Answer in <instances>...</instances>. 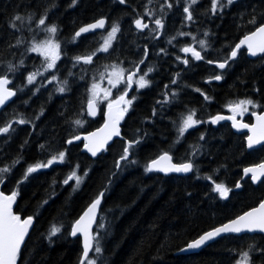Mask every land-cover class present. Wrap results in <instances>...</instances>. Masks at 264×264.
<instances>
[{
    "label": "trees",
    "instance_id": "1",
    "mask_svg": "<svg viewBox=\"0 0 264 264\" xmlns=\"http://www.w3.org/2000/svg\"><path fill=\"white\" fill-rule=\"evenodd\" d=\"M168 2L171 8L165 0H126L124 4L119 0H0V77L7 75L17 93L0 114V128L11 124L7 133H0V167L10 168L2 174L0 190L6 195L16 191L14 214L35 220L17 264H80L82 240L70 233L100 193L105 195L93 245L98 243L101 251L96 253L93 247L89 256L96 264H240L250 246L251 264H264V235L259 234L230 235L198 254L177 255L207 231L264 201V179L254 184L243 176L244 169L264 162V146L248 151L244 138L229 124L211 123L241 100H252L264 110V56L251 60L245 50L236 60L230 56L241 39L264 24V0H234L215 14L212 0H198L190 7L191 21L183 11L191 0ZM157 12L165 25L162 31L154 25L145 31L135 27L136 19L148 21ZM16 15L23 20L13 28ZM41 17H46L45 26L38 27ZM100 19L107 20L104 32L75 36L81 27ZM114 24L120 31L113 44L107 52L99 51ZM51 25L57 28L54 37L60 60L53 70L45 71V58L29 49L50 38L45 27ZM200 40L206 42L204 48ZM184 47L199 51L203 59L195 60L182 51ZM93 53L90 65L75 60ZM175 57L188 60L187 65L181 63L176 79ZM225 61V70L214 65ZM9 64L14 71L8 70ZM111 65L122 66L127 74L138 65L151 68L154 86L140 95L122 137L93 160L82 152V142L69 145L68 141L103 124L104 107L92 120L87 102L93 82L103 79ZM30 73H37L32 84L27 81ZM216 75L223 76L221 83L205 85ZM170 76L172 81L166 79ZM178 77L181 95L176 97L172 93ZM164 83L174 85L168 89L172 93H167L166 103ZM62 85L64 92L58 90ZM179 106L183 116L194 111L204 125L176 142L167 128L174 122L171 112ZM76 120L82 123L77 125ZM135 140L140 142L130 149L129 159L136 163L123 161L118 169L123 149ZM171 140L175 143L170 144ZM60 152L65 153L64 162L25 179L28 167L46 163ZM164 153L176 164L191 162V175L146 172L145 167ZM73 171L83 178L78 187L75 179L64 183ZM214 183L231 189L226 199L213 191ZM53 225L60 232L49 239Z\"/></svg>",
    "mask_w": 264,
    "mask_h": 264
},
{
    "label": "snow or ice",
    "instance_id": "2",
    "mask_svg": "<svg viewBox=\"0 0 264 264\" xmlns=\"http://www.w3.org/2000/svg\"><path fill=\"white\" fill-rule=\"evenodd\" d=\"M75 3V0H73ZM121 4L126 3V0H119ZM198 2V0H191V4L188 6H185L183 8L184 13L187 14L186 19L191 21L193 19L192 13L190 11L191 5H195ZM165 3L167 7L171 8L172 4L168 3L167 0H165ZM234 3V0H226V4L222 3L221 0H212L211 4V10L213 14L216 13L218 9H223L226 5H231ZM147 14V13H146ZM23 17L20 15H16L14 18V21L12 22L11 26L13 28H16V22L22 21ZM46 17H41L38 21V27L39 26H45ZM135 27L139 30H143L144 28H147L148 25L142 21V19H136L134 21ZM155 25L157 26V29H162L164 27L161 19H156L154 21ZM251 23H255V18L251 21ZM105 24V21L103 19L97 21L96 23L87 25L85 27L80 28L78 32L75 33L76 37H79L81 33L88 32L89 30L103 27ZM45 31L51 34H55L57 32V28L55 25L46 26ZM120 31L119 25L114 24L111 28V31L108 33L107 39H105L104 44L99 49V51L107 52L109 47L111 46V41L115 38L116 34ZM180 35H185L184 33H180ZM207 35V33H205ZM174 39V38H173ZM195 39V37H193ZM20 41H17V44H19ZM171 43V41H169ZM205 41L200 40L199 44L201 48L205 47ZM247 45L248 51L250 55H256L257 52H264V24H261L257 27L256 31H254L251 35L245 36L244 40H242L239 44L235 46V48L231 51L230 56L231 58H235L237 56V53L241 46ZM59 48L58 44H53L51 40H46L41 44L33 43L32 47L29 49L32 52H38L41 55L45 57V60L47 61L45 71L49 69H53L55 67L56 61L59 59L58 51H56ZM184 53H191L192 57L195 60H201L203 59L201 53L197 50H195L192 47H184L182 49ZM93 55L95 53L81 57L77 56L75 57V60L79 62H83L86 64L92 63ZM146 55V53H145ZM185 65L188 64V60L184 59L181 61ZM140 63H143V60L140 61ZM208 63H213V61H208ZM21 64H23V61H21ZM227 65V61L218 63L217 67L220 69H224ZM112 73L111 75L116 76V81L109 79V84H111L113 87H116V85L121 82V80H124L125 83V90L123 93L118 97V99L114 102L115 104L119 105L123 103L125 107L118 109L117 111H113V103H109L108 105V119L110 123L105 124V129H108L107 133L100 137L99 139L94 140L91 144H86L85 147L92 153L93 156L97 154V152L100 150V148L103 147V145L107 142L108 139L111 138L112 135H119V129L116 127V125L119 123L120 119H122L123 114L128 110L127 106H130L132 104V99H126L127 96V89L132 86L133 83L137 85L138 89H143L147 86H149L150 81H148L145 77L147 76V72L143 75H140L138 79L134 80V77H136L137 72H139V66H137L135 71H132L125 77V72L127 70L118 68L117 65H111ZM9 71H14L15 67L11 64L8 66ZM152 69L149 68L148 72H151ZM37 73H30L27 76V81L29 84H32L35 81ZM56 77L53 76L52 80H55ZM215 80L219 81L222 79L221 75H216L214 77ZM52 80H49V83L52 82ZM10 83L7 75H4L0 77V106H3L4 103L15 95V92L12 90H9L7 88V85ZM67 81L64 82L66 84ZM175 83V81H173ZM99 88V85L95 82H93L91 87L92 92V98H90L87 102V110L89 115H95V108H96V98L98 96L97 89ZM60 92L65 91V87L62 85L58 89ZM196 91H200L199 89H196ZM105 98L109 95V90L104 89ZM203 95V93H201ZM174 96L175 93H172ZM208 97H205L207 99ZM134 99V98H133ZM167 102V98L164 101ZM244 105H252L253 107H256V105L253 103L252 100H241L236 105H229V109L231 111H235L236 108H239ZM195 112H191L187 115L186 118L183 119L181 126L179 127V133L181 136H183L184 132L187 131L189 128L195 126L199 123L198 120L194 119ZM222 119H233L232 117H223V116H216L212 119V123H216L218 120ZM258 123L250 129L253 132L252 136L248 137V146L252 147L253 144L259 143L261 139H264V115L257 116ZM17 123L23 124L25 123L24 120H19ZM75 124L80 125L82 122L80 120L74 121ZM233 126H236L235 121H233ZM11 127V124L6 125L5 127L0 128V133H7ZM243 127L247 128L248 125H243ZM105 129H101V132H104ZM97 133H92L91 137H97ZM75 139H80L79 136L75 137ZM85 139H89V137H85ZM201 139H203V136H201ZM140 141H129L127 143V146L123 149V154L120 156L119 160L116 162V167L119 169L121 166V162L128 161L129 163H136L135 160H130L129 157L131 155L130 149L134 147L135 144H138ZM68 143H72V140H69ZM43 147V146H41ZM65 153L60 152L58 156H53L50 160H48L46 163H37L34 166H30L27 169V172L25 174V179H27V175L31 174L35 171H37L40 168L48 167L54 162H63ZM172 157L168 153H164L160 155L157 159H154L151 161L150 164H148L145 167L146 172H152V171H158L163 172L165 174H168L170 172H176V173H188L193 170V165L191 162L188 163H182V164H173L171 163ZM163 162V163H162ZM260 169L259 175L264 176V164L257 166ZM10 171L9 167H0V183H3V173H7ZM245 174H248L249 172L253 173L252 180L253 182H256L258 179V176L256 174V169L254 168H246L244 169ZM86 176L87 173H84ZM75 179V184L78 187L80 183L82 182V177L77 175L75 171H73L65 180L64 183L68 184L69 181ZM237 187H240L239 184H237ZM75 190V189H74ZM213 191L217 192L219 196L222 199H226L228 196V193L231 191V189L225 187L223 184H216L214 183ZM18 193L16 191L12 192L11 195L5 196L3 193H0V264H17V258L20 254L21 245L24 242L25 236L28 233L29 227L32 225L33 218L27 217L25 219H21L19 215H16L12 211V205L15 203L16 197ZM103 196V193H100V196L97 197L92 204L89 206L87 211L84 213L83 216L78 219L75 224L72 227L71 235L75 237L78 233L82 234L83 236V258L80 261V264H84L85 260H87V264H94V261L89 259V252L93 250V244L94 241H96V236H94L91 233V226L93 222L95 221V210L99 206L101 202V197ZM255 232L259 231L264 233V201H261L259 206L256 208H253L251 211H248L244 213V215L239 216L237 219L232 220L228 224H224L221 227H217L211 231H208L201 235L198 239L192 241L187 245L188 249H199L204 245L206 242L211 241L215 239L216 237L220 236L222 233H241V232ZM60 232V228L53 225L50 229L49 233V239L51 237L55 236L57 233ZM252 247H249V251L243 253V264H251V257L249 253L252 251ZM94 251L96 253H99L101 251L98 243H96L94 247ZM261 251H264L262 249Z\"/></svg>",
    "mask_w": 264,
    "mask_h": 264
},
{
    "label": "water",
    "instance_id": "3",
    "mask_svg": "<svg viewBox=\"0 0 264 264\" xmlns=\"http://www.w3.org/2000/svg\"><path fill=\"white\" fill-rule=\"evenodd\" d=\"M100 20H101V19H100ZM103 20L105 21V24H104L103 27H98V28H95V29L89 30L88 32L81 33V35H80L78 38H80V37H82V36H86V35L94 34V33H102V32H104L105 29H106V26H107V20H106V19H103ZM98 21H99V20H98ZM96 22H97V21H95V22H93V23H96ZM93 23H90V24H93ZM90 24H88V25H90ZM85 26H87V25H85ZM85 26H83V27H85ZM81 28H82V27H81ZM79 30H80V29H79ZM79 30H78V31H79ZM78 31H77V32H78ZM255 31H256V30H255ZM252 33H253V32H252ZM252 33H251V34H252ZM251 34H249V35H251ZM247 36H248V35H247ZM244 38H245V37H244ZM244 38L241 39V41L244 40ZM241 41H240V42H241ZM240 42H239V43H240ZM239 43H238V44H239ZM242 50H245V51L247 52V55H248L249 59H251V60H254V59L258 58V57L264 56V52H259V51H258L257 54L254 55V56H253V55H250L246 44L243 45V46H241V48L239 49L238 53H239L240 51H242ZM238 53H237V56H236L235 58H231V59H232V60H236V59L238 58ZM92 62H93V59H92ZM79 63H80V64H84V65H90V64H92V63H90V64H86V63H83V62H79ZM217 64H218V63H216L215 65L217 66ZM218 68H219V67H218ZM225 68H226V67H225ZM225 68H224V69H225ZM220 82H222V79L219 80V81H217V80H215V79H209V80H207V81L205 82V84L220 83ZM7 88H8L9 90L14 91V92H15V95L12 96L11 98H9V99L4 103L3 106H0V114H1V112H2L4 109H6V108H7V107H8V106H9V105L15 100L16 95H17L16 91L10 87V83L7 85ZM96 99L98 100V99H99V96H97ZM97 100H96L95 115H89V114H88L89 117H90L91 119H93V120L97 119V118L99 117V115H100V108H99V106H98ZM118 109H120L119 106H114V107H113V111H114V112L117 111ZM108 111H109V110H108ZM108 111L105 112V115H104V119H105V120H104V123H103L99 128L95 129L94 131H92V132H90V133H87V134H85V135H82V136L80 137V139H74V140L72 141V143H73V142H79V141H82V142L84 143V147H83L82 152H83L84 154H86L88 157H90L91 159H93V160L97 159V158H98L99 156H101L104 152H106V151L108 150V148L114 143V141H116V140L120 137V135H121L122 121H123V119H124V114H123L122 119H120L119 123L116 125V127L119 129V135H112L111 138L108 139L107 142L103 145V147L100 148V150L97 152V154H96L95 156H93L92 153H91V152L85 147L86 144H91L94 140L99 139L100 137H103V136L107 133L108 129H105V124H106V123H110V121H109V119H108V115H107ZM87 113H88V110H87ZM260 115H264V111L261 112V113H259V114H255V115L253 116V118H254V123H253V125H248V124H246V123H244V122H241V121L237 120V119H236L235 117H233V116L218 115V116H223V117H232L233 119H222V120H218V121L215 123V125L217 126V125L220 124V123H226V122H227V123H230V124L232 125L233 130H234L237 134L248 133L249 136H252V135H253V132H252L250 129L252 128V126H254V125H256V124L258 123V121H257V116H260ZM233 121H235V123H236V126H235V127L233 126ZM245 124L248 125L249 127H247V128L243 127V125H245ZM101 129H105V131H104V132H101V131H100ZM92 133H97V134H98L97 137H91V134H92ZM249 136H248V137H249ZM85 137H89V139H85ZM72 143H70V144H72ZM262 146H264V139H261L259 143H255V144H253L252 147H249V146H248V138H247V148H248L249 151L254 150V149H258V148H260V147H262ZM150 163H151V162H150ZM162 163H163V162H162ZM171 163L176 164V163H174L173 159L171 160ZM262 164H264V162L261 163V164L255 165V166L247 167V168H254V169H256V174H257V176H258V179H257L256 182H253V180H252V175H253V173H251V172H249L248 174H245V172H244V175H243L244 178H246V179H247V178H250L254 184H259V183L264 179V176H260V175H259L260 169H259L257 166L262 165ZM152 172L160 173V174H163V175H166V176H170V175L190 176L191 173H192V171H190V172H188V173H176V172H170V173H168V174H165V173H163V172H158V171H152ZM239 185H240V184H239ZM240 188H241V185H240V187H238L237 190H240ZM0 193H3V192L0 190ZM3 194H4V193H3ZM4 195H5V196H8V195H6V194H4ZM104 195H105V193H103V196L101 197V202H100L99 206L97 207V209L95 210V221L93 222V224H92V226H91V233H92V234H93V232H94V226H95L96 220H97V218H98V216H99V213H100V209H101V205H102V202H103ZM17 200H18V197H16L15 203L12 205V211H13V213H14V208H15V206H16ZM258 206H259V205H258ZM258 206H256V207H258ZM256 207H254V208H256ZM252 209H253V208H252ZM252 209H250V210H248V211H251ZM86 211H87V210H86ZM86 211H85V212H86ZM248 211H247V212H248ZM85 212H84V213H85ZM245 213H246V212H245ZM83 215H84V214H83ZM83 215H82V216H83ZM242 215H244V214H242ZM242 215H241V216H242ZM237 218H238V217H237ZM237 218H235V219H237ZM79 219H80V218H79ZM235 219H233V220H235ZM231 221H232V220H231ZM231 221H229V222H227V223H225V224H228V223H230ZM223 225H224V224H223ZM34 226H35V220L33 219L32 225L29 227V229H28V233H27V235L25 236V239H24L23 244L21 245L20 253H21V251H22L24 245L26 244V242H27V240H28L30 234L32 233ZM221 226H222V225H220V226H218V227H221ZM216 228H217V227H216ZM214 229H215V228H214ZM212 230H213V229H212ZM209 231H211V230H209ZM207 232H208V231H207ZM245 234H259V235H264V233L259 232V231H255V232H246V231H245V232H241V233H222L220 236L216 237L215 239L206 242V243H205L204 245H202V247H200L199 249H188L187 246H186V247H184L183 249H181V250L177 253V255H185V256H186V255L198 254V253H200L203 249H205L206 247H208L209 245L215 243L217 240H219V239H221V238H223V237H227V236H230V235H245ZM77 237L81 238V240H82V245H83V236H82V234L78 233L75 237L72 236V238H77ZM198 238H199V237H198ZM198 238H197V239H198ZM93 247H94V245H93ZM92 251H93V250H91V251L89 252V256L91 255ZM19 255H20V254H19ZM18 258H19V256H18ZM18 258H17V261H18ZM86 262H87V260H85L84 264H85Z\"/></svg>",
    "mask_w": 264,
    "mask_h": 264
},
{
    "label": "flooded vegetation",
    "instance_id": "4",
    "mask_svg": "<svg viewBox=\"0 0 264 264\" xmlns=\"http://www.w3.org/2000/svg\"><path fill=\"white\" fill-rule=\"evenodd\" d=\"M167 2H168V0H167ZM169 3V2H168ZM161 12V11H160ZM161 13H166L165 11H162ZM177 22H180V19L178 18L177 19ZM163 23V22H162ZM151 24L152 23H147V25H148V27L147 28H144L142 31H145V30H147V29H150V26H151ZM163 25H164V23H163ZM165 26V25H164ZM164 28V27H163ZM163 28L162 29H157V27H156V29L160 32V31H162L163 30ZM179 29H180V25H178V27L175 29L176 31H179ZM169 60V59H168ZM182 61V58L181 57H175V59H174V63H175V66L173 67V69H174V71L176 72V74H175V79H176V77H177V75H179V71H180V67H181V62ZM171 65V64H170ZM215 65V64H214ZM118 67H119V65H117ZM139 66V72H137V75H136V77H138L139 78V76L140 75H143L144 73H146L147 72V76L145 77L148 81H150V84H149V86H147V87H145V88H143V89H139L138 90V88H137V86H134V87H132L131 88V92H132V94H131V96H130V99H132V104H131V110L129 111V112H127V113H124V119H123V121H122V128H121V135H120V137L119 138H121L122 137V134H123V126H124V124H125V122H126V120H127V117H128V115L131 113V111L135 108V106H136V104L139 102V98H140V95L143 93V92H146L147 90H150L153 86H154V83H153V80H152V78H151V76H152V71H153V69H152V71L151 72H148V69L149 68H145V67H143V65H138ZM122 69H124L122 66H120ZM136 68L137 67H134L133 69H132V71H135L136 70ZM226 68H227V65H226ZM225 68V69H226ZM218 69H220V68H218ZM225 69H220V70H225ZM131 73V72H130ZM166 79H168L169 81H172V78H171V76L169 77V78H166ZM212 79H214V78H212ZM209 80V79H208ZM222 81H223V76H222ZM204 83H205V81H204ZM221 83V82H220ZM211 84H213V83H211ZM205 85H209V84H205ZM171 86H174L172 83H168V84H166V83H164L163 84V88L165 89V95H164V99L165 98H167V93H172L171 92V90H169L168 91V89L171 87ZM175 86H176V90H175V95H176V97H179L180 95H181V85H180V81H179V77H178V79L176 80V84H175ZM134 98V99H133ZM98 106H99V104H98ZM117 106H119L120 108H123V106H124V104L123 103H121V104H119V105H117ZM100 108V107H99ZM163 108H166V107H163ZM240 109V108H239ZM238 108H236L235 109V111H231L230 109H229V107L227 108V111L225 112V113H222V114H219V115H225V116H233V117H235L237 120H239V121H241V122H244V123H246V124H248V125H253V123H254V118H253V116L255 115V114H259V113H261V112H263L264 110H260L259 108H257V110H252V111H250V112H248L247 114H244V115H241L240 114V110H239ZM100 114H101V110H100ZM100 116V115H99ZM218 116V115H217ZM138 117V115L136 116V118ZM187 117V115H185V116H183L182 115V108L179 106L178 107V109H177V107L175 108V111L173 112H171V114H170V119H173L174 120V122L173 123H171V125L167 128L170 132H174V135H175V140H176V142H181L182 140H184V139H187V138H189V136L191 135V136H193V132L195 131V130H197L199 127H201V126H203L204 124L202 123V122H199L198 124H196L195 126H193V127H191V128H189L187 131H185L184 132V134H183V136H181L180 135V133H179V127L181 126V124H182V121H183V119L184 118H186ZM216 117V116H215ZM194 119L196 120V114H195V116H194ZM213 119V118H212ZM93 120V119H92ZM105 120V119H104ZM212 121V120H211ZM104 123V122H103ZM212 123V122H211ZM212 124H214L215 125V123H212ZM224 124H229L230 125V127L232 128V125L230 124V123H224ZM137 125H139V124H136V126ZM232 130H233V128H232ZM233 132L235 133V134H237L234 130H233ZM88 133V132H87ZM90 133V132H89ZM86 134V133H85ZM85 134H82V135H85ZM82 135H80L79 137H81ZM237 135H240V136H242L243 138H244V141H245V146H246V149H248L247 148V138H248V136H249V134L248 133H243V134H237ZM79 142H82V141H79ZM83 143V142H82ZM172 143H175V141L174 140H171L170 141V144H172ZM69 145H71L70 143H69ZM83 147H84V143H83V146H82V150H83ZM263 147V146H262ZM262 147H260V148H262ZM259 149V148H258ZM258 149H254V150H258ZM254 150H251V151H254ZM249 151V150H248ZM158 158V157H157ZM45 168H48V167H44V169ZM243 175H244V172H243ZM240 184V183H239ZM241 185V184H240ZM237 189H238V187H237ZM241 189V188H240ZM239 191V190H238ZM230 193V192H229ZM229 193H228V196H229ZM227 196V197H228Z\"/></svg>",
    "mask_w": 264,
    "mask_h": 264
},
{
    "label": "rangeland",
    "instance_id": "5",
    "mask_svg": "<svg viewBox=\"0 0 264 264\" xmlns=\"http://www.w3.org/2000/svg\"><path fill=\"white\" fill-rule=\"evenodd\" d=\"M221 2L222 3H225L226 4V0H221ZM227 6V5H226ZM224 8V7H223ZM223 10V9H222ZM221 9H218V11H222ZM156 15H154V16H151V18L149 19V20H151V22H152V25L151 26H156L155 25V23H154V21L156 20V19H162V17H160L159 15H158V12L157 13H155ZM148 20V21H149ZM147 20L146 21H143L144 23H149ZM150 26V27H151ZM157 27V26H156ZM111 31V29L105 34V38H104V41H105V39H107V37H108V33ZM116 36H117V34H116ZM116 36H115V38H116ZM115 38L111 41V45L113 44V42H114V40H115ZM47 40H51L52 41V43L53 44H58L56 41H55V37H54V34H51L50 33V38L49 39H47ZM46 41V40H45ZM44 42V41H43ZM43 42H40V43H36V44H41V43H43ZM104 44V43H103ZM59 45V44H58ZM111 47V46H110ZM109 47V48H110ZM109 50V49H108ZM56 51H58V54H59V59L56 61V64H57V62L60 60V47L56 50ZM103 52V51H102ZM33 53H35V54H37V55H40V56H42L43 58H45L43 55H41L40 53H38V52H33ZM56 64H55V66H56ZM55 68V67H54ZM53 68V69H54ZM118 68H121L120 66L118 67ZM53 69H49L48 71H50V70H53ZM112 68H110V69H108L107 71H106V74H105V76H104V78L103 79H101V80H99L98 82H96L98 85H99V88L97 89V92H98V96H99V99L97 100L98 101V104H99V107L100 108H102V107H104V109H105V112L106 111H108L109 109H108V105H109V103H113V107L114 106H117V104H115L114 102L118 99V97L123 93V91L125 90V83H124V80H121V82H119L117 85H116V87H113L111 84H109V79H111V80H113L114 82L116 81V76L115 75H111V73H112ZM128 74L125 72V77L127 76ZM135 79H138V77H134V80ZM134 86H137L135 83H133L132 84V86L130 87V88H128L127 89V96H126V99H130V96H131V94H132V92H131V88L132 87H134ZM104 89H108L109 90V95L107 96V98H105V93H104ZM139 90V89H138ZM90 98H92V92H91V96H90ZM123 107H125V105L123 106ZM131 105L130 106H127V108H128V110L125 112V113H127V112H129L130 110H131ZM240 108V109H239ZM238 109L240 110V114L241 115H244V114H247L248 112H250V111H252V110H257V106L256 107H253L252 105H244V106H241V107H239ZM104 112V113H105ZM65 157V156H64ZM63 162H64V160H63ZM58 163H62V162H54L53 164H51L50 166H52V165H54V164H58ZM50 166H48V167H50ZM44 168H40V169H38V171H41V170H43ZM89 259H90V257H89ZM91 260H93L94 261V264H96V260H95V258H91ZM87 264V263H86ZM240 264H243V260H242V263H240Z\"/></svg>",
    "mask_w": 264,
    "mask_h": 264
},
{
    "label": "bare ground",
    "instance_id": "6",
    "mask_svg": "<svg viewBox=\"0 0 264 264\" xmlns=\"http://www.w3.org/2000/svg\"><path fill=\"white\" fill-rule=\"evenodd\" d=\"M216 66V65H215ZM217 67V66H216ZM96 120V119H95Z\"/></svg>",
    "mask_w": 264,
    "mask_h": 264
}]
</instances>
